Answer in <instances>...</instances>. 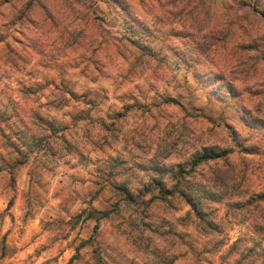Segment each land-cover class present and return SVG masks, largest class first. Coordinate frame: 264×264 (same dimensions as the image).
<instances>
[{
  "label": "rangeland",
  "instance_id": "rangeland-1",
  "mask_svg": "<svg viewBox=\"0 0 264 264\" xmlns=\"http://www.w3.org/2000/svg\"><path fill=\"white\" fill-rule=\"evenodd\" d=\"M0 264H264V0H0Z\"/></svg>",
  "mask_w": 264,
  "mask_h": 264
},
{
  "label": "trees",
  "instance_id": "trees-1",
  "mask_svg": "<svg viewBox=\"0 0 264 264\" xmlns=\"http://www.w3.org/2000/svg\"><path fill=\"white\" fill-rule=\"evenodd\" d=\"M224 155H225L224 153H222L220 151H215L213 148H210V149H207L205 152L200 153V155H198L197 159L194 160V164H198V163H200L202 161H207L210 158H220V157H222ZM178 167H179V169H178V171H175V173L177 174V172H178V173H180V175H182V172H184L186 169H185L184 166H181V165H179ZM127 197L129 198L130 196H127ZM188 199H189V197L187 198V200ZM195 202L196 201L192 198L190 203L193 204V205H195ZM194 210L197 211V212H199L200 211V208L195 205L194 206ZM101 212L104 215L108 214V212H106V211H101Z\"/></svg>",
  "mask_w": 264,
  "mask_h": 264
}]
</instances>
